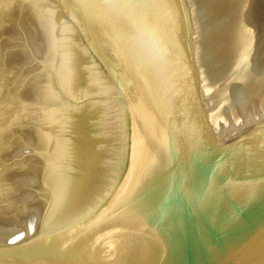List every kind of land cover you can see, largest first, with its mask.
Here are the masks:
<instances>
[{
  "label": "water",
  "instance_id": "obj_1",
  "mask_svg": "<svg viewBox=\"0 0 264 264\" xmlns=\"http://www.w3.org/2000/svg\"><path fill=\"white\" fill-rule=\"evenodd\" d=\"M0 264H264V0H0Z\"/></svg>",
  "mask_w": 264,
  "mask_h": 264
}]
</instances>
